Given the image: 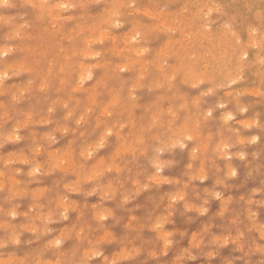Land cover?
Returning a JSON list of instances; mask_svg holds the SVG:
<instances>
[{"label":"rangeland","instance_id":"374dc122","mask_svg":"<svg viewBox=\"0 0 264 264\" xmlns=\"http://www.w3.org/2000/svg\"><path fill=\"white\" fill-rule=\"evenodd\" d=\"M121 1L65 71L56 25L0 5V264H264V0Z\"/></svg>","mask_w":264,"mask_h":264},{"label":"bare ground","instance_id":"6f19581e","mask_svg":"<svg viewBox=\"0 0 264 264\" xmlns=\"http://www.w3.org/2000/svg\"><path fill=\"white\" fill-rule=\"evenodd\" d=\"M10 1V0H9ZM91 1V0H90ZM103 1V0H102ZM111 1V0H110ZM125 1V0H124ZM130 1V0H129ZM129 1L127 0V3L129 4ZM132 1V0H131ZM134 1V0H133ZM189 1V0H188ZM193 1V0H192ZM214 0H210V3L213 5L214 4V2H213ZM216 1V0H215ZM223 1V0H222ZM225 1V0H224ZM234 1V0H233ZM243 1V0H242ZM241 1V2H242ZM246 1V0H245ZM244 1V2H245ZM256 1V3L258 2L257 0H253V2H255ZM24 2L25 3H27L29 6H31L32 8H35V9H37L38 11H39V16H41V17H45V18H47V19H49V23L51 24H54V25H56V27L54 28L53 26H51L50 25V27H49V30H51L52 32H54V33H56V34H58L60 37H61V43H62V38L63 37H65V38H67L68 40H69V44L66 46V48L65 49H63V46L60 44V49H59V52H58V58H59V56H61V58H63V63L62 64H60L59 65V69H61V71H65L64 69H66V67H67V64H68V62H69V60L71 61V56H70V54L69 53H72V54H76V53H80V51L79 52H77V50L75 49V47H73L72 46V43H73V41L75 40L76 42H77V40H79V42L81 43V45L83 46V51H85V52H88V43H90L91 41H93V37H96L97 38V40L99 39V40H101L102 39V37L105 35V33H103V31H104V26L105 27H108L111 23H112V21H114V19H116L117 21H116V23L118 22V18H117V15L118 14H120L121 12H122V7H124V5H123V3L124 2H122L121 0H113V2L111 3L112 5H110L109 6V8L111 7V9H110V11L106 14H104V15H102V16H100L101 18H99V17H96V16H94L93 14H92V12H90V13H85V14H83V15H80V16H73V15H70V16H68V17H64V15L62 14V10H63V8L62 7H70V6H74V5H76V6H79L81 3H82V0H24ZM96 2H97V0H96ZM105 4H106V0H104L103 1ZM135 2V1H134ZM213 2V3H212ZM217 2H218V0H217ZM216 2V3H217ZM227 2H229L228 0L227 1H225L224 2V4L225 3H227ZM236 2V1H235ZM239 2V1H238ZM244 2H242V4H245V3H247V1L244 3ZM131 3V2H130ZM150 3V2H149ZM192 3V2H191ZM208 3V2H207ZM210 3H208V4H210ZM240 3V2H239ZM192 4H194V3H192ZM210 4V5H211ZM221 4V3H220ZM229 4H230V2H229ZM261 5H263L262 3H260ZM107 5V4H106ZM187 6H188V4H186ZM219 5V4H218ZM233 5V4H232ZM232 5H228V3L227 4H225V7H231ZM239 5V4H238ZM238 5H236V6H234L235 8L237 7V8H240V7H242V6H238ZM240 5H241V3H240ZM258 5V3L255 5V6H257ZM129 6V5H128ZM128 6H125V9H126V7H128ZM207 6V5H206ZM217 6V5H216ZM247 6V5H246ZM248 6H250V4L248 5ZM252 6H254L253 4H252ZM260 6V5H259ZM102 7V6H101ZM106 7V6H105ZM193 7V9H194V6H192ZM205 7V6H204ZM210 7V10L212 11V9L213 10H216L214 7L211 9V6H209ZM209 7L208 8H205V9H208L209 10ZM221 7H222V5H221ZM141 8H143V7H141ZM164 8V7H163ZM184 8V7H183ZM223 8V7H222ZM221 8V10L222 11H224L223 9ZM252 8V7H251ZM134 9V8H133ZM228 8H226V10H227ZM231 9V8H230ZM243 9V7L241 8V10ZM248 10L250 9V8H247ZM254 8H252V10H253ZM102 10V9H101ZM99 11V12H102V11ZM138 10H139V7H138ZM146 10H147V8H146ZM163 10V9H162ZM183 11H184V9H182ZM197 10V9H196ZM225 10V11H226ZM233 10H235V9H233ZM245 10V9H244ZM247 10V11H248ZM123 11H125V10H123ZM133 11H136V10H133ZM140 11V10H139ZM138 11V12H139ZM142 11H143V13H144V10L142 9ZM141 11V12H142ZM149 11H151V9L149 10ZM157 11V10H156ZM179 11V10H178ZM182 11V12H183ZM250 11V10H249ZM255 11V9L253 10V12ZM258 11V10H257ZM93 12H95V11H93ZM230 12V11H229ZM229 12L228 11H226V13H228L229 14ZM235 13H236V10L234 11ZM252 12V11H251ZM259 12V11H258ZM97 13V12H96ZM132 13V12H131ZM147 13V12H146ZM145 13V14H146ZM190 13V12H189ZM235 13H232L233 15L235 14ZM248 13V12H247ZM246 12L244 13V14H246V16L248 15ZM262 13H264V12H262ZM98 14V13H97ZM144 14V15H145ZM148 14H150V13H148ZM153 14V13H152ZM155 14V13H154ZM186 14V13H185ZM261 14V13H260ZM1 15V14H0ZM175 15V14H174ZM233 15H232V19L234 18L233 17ZM4 16V15H3ZM155 16V15H154ZM227 16V15H226ZM231 15H229V17H230ZM238 16H240V14L239 15H237V17L236 18H238ZM245 16V15H244ZM147 17H148V15H147ZM228 18V17H227ZM159 19V18H158ZM232 19H229L230 21L232 20ZM8 20V19H7ZM6 20V21H7ZM9 21V20H8ZM150 21H153V20H150ZM64 22H66V23H68V22H71L73 25V27H70V28H68V27H66V25H65V23ZM115 22V21H114ZM163 22V21H162ZM207 22H209V21H207ZM233 22V21H232ZM135 22H133V24H134ZM135 25H137L138 26V28H140V26H139V22H137V24L135 23ZM179 25V24H178ZM177 25V26H178ZM181 25V24H180ZM133 26V25H132ZM175 26V25H174ZM224 26H225V24H224ZM227 26V25H226ZM130 27V26H129ZM129 27H127L126 28V30L129 28ZM179 27H181V26H179ZM131 28V27H130ZM153 28V27H152ZM76 29L78 30V33H76ZM182 29V28H181ZM199 29V28H198ZM211 29V28H210ZM109 29H107V31H108ZM111 30V29H110ZM159 30V29H158ZM252 30V29H251ZM106 31V30H105ZM119 31V30H118ZM124 31V30H123ZM122 31V32H123ZM136 31H139L138 29H136ZM135 31V33H138V32H136ZM174 31V30H173ZM110 32V31H109ZM112 32V31H111ZM125 32V31H124ZM219 32V31H218ZM76 33V34H75ZM113 33V32H112ZM184 33V32H183ZM86 34H88L87 36H86ZM110 34V33H109ZM133 34H134V32H133ZM132 34V35H133ZM185 34V33H184ZM121 35V34H120ZM218 35V34H217ZM106 36V35H105ZM127 36H129L130 37V35L129 34H127ZM126 36V37H127ZM182 36V35H181ZM107 37H108V35H107ZM112 37V36H111ZM122 37H124L123 35H122ZM122 37H121V39H122ZM125 37V38H126ZM128 37V38H129ZM132 37V36H131ZM134 37L136 38V34H134L133 35V38L132 39H134ZM104 38H106V37H104ZM125 38L123 39V40H125ZM128 38H126V39H128ZM138 38V37H137ZM170 38V37H169ZM239 38V37H238ZM112 39H114V38H112ZM115 39L116 40H118L119 39V36L117 35L116 37H115ZM131 39V40H132ZM254 39V38H253ZM98 40V41H99ZM130 40V39H129ZM129 40H127V41H129ZM136 40V39H135ZM239 39H237V41H238ZM249 40V39H248ZM255 40L257 41V39H256V37H255ZM115 41V40H114ZM168 42H166L168 45L172 42V38H171V40H167ZM171 41V42H170ZM184 41V40H183ZM125 42V41H124ZM180 42V41H179ZM216 42V41H215ZM260 42V41H259ZM68 43V42H67ZM127 43V42H126ZM172 43H176V42H172ZM256 43V42H255ZM125 44V43H124ZM129 44V43H128ZM130 44H131V41H130ZM130 44H129V46H130ZM132 44H136V43H132ZM166 44V45H167ZM246 44H248L247 42H246ZM11 45V44H10ZM167 45V46H168ZM172 45V44H171ZM170 45V46H171ZM254 45V44H253ZM9 46V45H8ZM81 46V47H82ZM128 46V47H129ZM132 46V45H131ZM175 46V45H174ZM256 46V45H255ZM254 46V47H255ZM141 47V46H140ZM149 47V46H148ZM187 47H189V46H187ZM2 48V47H1ZM7 47H5V49L4 50H1L0 52H1V54L2 53H5V52H7L8 51V49H6ZM68 48L70 49H73V51H69L68 50ZM106 48V47H105ZM135 48V47H134ZM167 48V47H166ZM174 48V47H173ZM115 49H117V48H114V50ZM172 49V46L170 47V51H174L173 49ZM125 50H127V48L125 49ZM131 50V49H130ZM148 50V49H147ZM190 50V49H189ZM128 51H129V49H128ZM126 52L127 54L128 53H130V54H132L133 52L134 53H136V55L137 54H139V55H142V51L140 50V49H138V48H135L134 50H132V53L129 51V52ZM145 51V50H144ZM162 51V50H161ZM169 51V47H168V52H170ZM188 51V50H187ZM209 51V50H208ZM207 52V51H206ZM243 52V51H242ZM99 54L100 52H96L95 54ZM125 53V52H124ZM125 53V54H126ZM145 53V52H144ZM175 53V52H174ZM173 53V54H174ZM177 53H179V54H182L181 52H177ZM84 54V53H83ZM83 54H81V55H83ZM85 54H88V53H85ZM126 54V55H127ZM163 54H165L164 53V51H163ZM206 54H208V53H206ZM242 54V53H241ZM56 55H55V58H56ZM166 55V54H165ZM194 55V54H193ZM244 55V54H243ZM1 56V55H0ZM84 56V55H83ZM87 56V55H86ZM179 56V55H178ZM180 56H183V54L182 55H180ZM179 56V57H180ZM136 57V56H135ZM134 57V58H135ZM140 57V56H139ZM215 57V56H214ZM148 58V57H147ZM151 58H153V57H151ZM158 58V57H157ZM182 58V57H181ZM262 58V57H261ZM138 59V58H137ZM149 59V58H148ZM241 59V58H240ZM263 59V58H262ZM56 60V59H55ZM145 60V59H144ZM153 60V59H152ZM223 60V59H222ZM92 61V60H91ZM139 61H141V60H139ZM193 61V60H192ZM146 62V61H145ZM148 62V61H147ZM165 62V61H164ZM259 62V61H258ZM260 62H264L263 60H260ZM160 63V62H159ZM118 64H120V63H118ZM138 64V63H137ZM149 64L151 65L152 63H148V66L147 67H150L149 66ZM161 64V63H160ZM165 64V63H164ZM79 65H81V67H82V70H83V65L82 64H79ZM134 66H135V64H133ZM139 65V64H138ZM145 65V64H144ZM143 64H142V68L143 69H145L146 68V65L144 66ZM152 65H154V63L152 64ZM166 65V64H165ZM120 66V65H119ZM127 66V65H126ZM175 66V65H174ZM178 66V65H177ZM180 66V65H179ZM178 66V67H179ZM190 66V67H189ZM195 66V65H194ZM10 67H12V66H10ZM14 67V66H13ZM141 67V66H140ZM139 67V68H140ZM188 67H189V70H190V72H191V74H192V72H195V74H196V70L194 71L192 68V66L191 65H188ZM87 69H88V67H86ZM205 68V67H204ZM149 69V68H148ZM147 69V70H148ZM160 69V68H159ZM188 69V68H187ZM7 70V69H6ZM178 70V69H177ZM191 70H193V71H191ZM87 71H89V70H86V72ZM142 70L140 69V72H141ZM176 71V70H175ZM85 72V70L83 71V72H81V74L79 75V77L81 78V79H83L84 77V75L82 76V73H84ZM123 72V71H122ZM190 72L188 73L189 74V76H191V78H192V75L190 74ZM203 72V71H202ZM2 73H4V72H2ZM241 73V72H240ZM5 74V73H4ZM264 74V73H263ZM3 75V74H2ZM147 75V74H146ZM199 75V73L197 74V76ZM5 76V75H4ZM133 76V75H132ZM140 76V75H139ZM143 76V75H142ZM151 76V75H150ZM188 76V75H187ZM195 76V75H194ZM204 76V75H203ZM239 76H241V74L239 75ZM196 77V76H195ZM87 78V77H86ZM147 78V77H146ZM139 79H140V77H139ZM170 79H172V77L170 78ZM232 82V81H231ZM2 83V82H1ZM139 83V82H138ZM126 84V83H125ZM177 86V85H176ZM188 87V86H187ZM219 87V86H218ZM132 88V87H131ZM75 89V88H74ZM164 89V88H163ZM220 89V88H219ZM7 90V89H6ZM23 90V89H22ZM148 90V89H147ZM217 90V89H216ZM174 91V90H173ZM244 91V90H243ZM249 91V90H248ZM247 91V92H248ZM255 91H257V90H255ZM177 92V91H176ZM182 92V91H181ZM198 92V91H197ZM234 92V91H233ZM251 92V91H250ZM249 92V93H250ZM260 92V91H259ZM238 93V92H237ZM252 93L254 94V92H253V89H252ZM258 92H256V94H257ZM235 95V94H234ZM240 95V94H239ZM195 96V95H194ZM117 98V97H116ZM156 98V97H155ZM168 98V97H167ZM166 98V99H167ZM241 98V97H240ZM116 100V99H115ZM222 100V99H221ZM117 101V100H116ZM165 101V100H164ZM254 102V101H253ZM108 103V102H107ZM110 103V102H109ZM108 103V104H109ZM111 103H113V102H111ZM219 103V102H218ZM92 104V103H91ZM107 104V105H108ZM116 104V103H115ZM221 104V103H220ZM87 105V104H86ZM160 106V105H159ZM233 106V105H232ZM231 106V107H232ZM157 107V106H156ZM169 107V106H168ZM103 109H104V106H103ZM242 109H243V107H242ZM88 110V109H87ZM108 110V109H107ZM157 110V109H156ZM163 111V110H162ZM229 111V110H228ZM104 112H105V109H104ZM102 113V112H101ZM153 113V112H152ZM151 113V114H152ZM103 114V113H102ZM107 114H108V112H107ZM130 114V113H129ZM151 114H150V116H151ZM159 114V113H158ZM228 114V113H227ZM225 115V114H224ZM244 115V114H243ZM240 116V115H239ZM80 117H82V116H80ZM202 118V117H201ZM203 119V118H202ZM226 119V118H225ZM79 120H80V118H79ZM155 120V119H154ZM229 120V119H228ZM246 120H249V119H246ZM243 121V120H242ZM238 122V121H237ZM243 122H245V120L243 121ZM246 122H248V121H246ZM197 123V122H196ZM195 123V124H196ZM240 123V122H239ZM242 125V124H241ZM63 126V125H62ZM236 129V128H235ZM44 131V130H43ZM108 131V130H107ZM188 131V130H187ZM190 131V130H189ZM198 131V130H197ZM52 133V132H51ZM189 133V132H188ZM234 133V132H233ZM19 134V133H18ZM9 135V134H8ZM198 135V134H197ZM208 135V134H207ZM206 135V136H207ZM7 136V135H6ZM10 137V136H9ZM17 137H19V136H17ZM206 138V137H205ZM259 138V137H258ZM34 139V138H33ZM237 139H240V138H237ZM251 139V138H250ZM241 140V139H240ZM254 140H255V136H254ZM36 141V140H35ZM100 141V140H99ZM98 141V142H99ZM242 141V140H241ZM252 141V140H251ZM256 141V140H255ZM251 143V142H250ZM223 145H226V144H223ZM227 146V145H226ZM64 147V146H63ZM184 147V146H183ZM203 147V146H202ZM206 147V146H205ZM38 149V148H37ZM54 149V148H53ZM224 149V148H223ZM222 149V150H223ZM88 151H89V148L87 149ZM195 150V149H194ZM193 150V151H194ZM52 151V150H51ZM87 151V152H88ZM119 151V150H118ZM207 151V150H206ZM213 151V150H212ZM225 151V150H224ZM223 151V152H224ZM55 152V151H54ZM222 152V151H221ZM34 153V152H33ZM63 153H65V152H63ZM81 153V152H80ZM89 153V152H88ZM241 153V152H240ZM54 154L52 153V156H53ZM63 155V154H62ZM88 155V154H87ZM234 155V154H233ZM242 155V154H241ZM69 156V155H68ZM227 157V156H226ZM229 157H230V155H229ZM48 158V157H47ZM64 158V157H63ZM244 158V157H243ZM46 159V158H45ZM229 159V158H228ZM56 160V159H55ZM64 160H67V158L66 159H64ZM29 161V160H28ZM62 161V160H61ZM68 161V160H67ZM71 161V160H70ZM229 161V160H228ZM64 162V161H63ZM209 162H211V161H209ZM6 163V162H5ZM56 163V162H55ZM62 163V162H61ZM62 164H64V163H62ZM39 165V164H38ZM57 165V164H56ZM65 165V164H64ZM63 165V166H64ZM71 165V164H70ZM97 165V164H96ZM6 166V165H5ZM58 166V165H57ZM66 166V165H65ZM36 167L37 166H35L34 167V169H36ZM80 167V166H79ZM188 167V166H187ZM15 168V167H14ZM38 168V167H37ZM235 168V167H234ZM233 168V169H234ZM40 169H41V167H40ZM9 170H11L10 169V167H9ZM38 170V169H37ZM79 170H81V169H79ZM234 170H236V169H234ZM250 170H251V168H250ZM13 171V170H12ZM86 171V170H85ZM94 171V170H93ZM204 172V171H203ZM230 172V171H229ZM251 172V171H250ZM199 173V172H198ZM258 173V172H257ZM31 174V173H30ZM157 176V175H156ZM161 176V175H160ZM230 176H231V174H230ZM89 177V176H88ZM93 177V176H92ZM165 177V176H164ZM254 177V176H253ZM152 178H153V176H152ZM163 178V177H162ZM81 179V178H80ZM88 179V178H87ZM155 178H153V180H154ZM78 180H79V177H78ZM222 180V179H221ZM12 181V180H11ZM157 181H159V179L157 180ZM70 182V181H69ZM1 185H3V184H1ZM4 186V185H3ZM65 186V185H64ZM71 186V185H70ZM13 187V186H12ZM24 187V186H23ZM206 188V187H205ZM204 188V189H205ZM12 189V188H11ZM30 189V188H29ZM220 190V189H219ZM36 191V190H35ZM213 191V190H212ZM238 191V190H237ZM250 191V190H249ZM26 192V191H25ZM217 192V191H216ZM14 193H15V191H14ZM107 193V192H106ZM226 194V193H225ZM41 195V194H40ZM257 195V194H256ZM99 196H101V195H99ZM69 197V196H68ZM181 197V196H180ZM256 197V196H255ZM33 198V197H32ZM62 198V197H61ZM175 198V197H174ZM173 198V199H174ZM34 199V198H33ZM57 199V198H56ZM33 203V202H32ZM201 203V202H200ZM63 204H64V201H63ZM66 204V203H65ZM61 206H63V205H61ZM66 206V205H65ZM68 206V205H67ZM67 208V207H66ZM12 210V209H11ZM66 210V209H65ZM13 212V211H12ZM98 214V213H97ZM97 214H95V215H97ZM49 215V214H48ZM103 216V215H102ZM232 217V216H231ZM242 217V216H241ZM105 218V217H104ZM4 225V224H3ZM21 225V224H20ZM31 225V224H30ZM23 226V225H22ZM27 227V226H26ZM64 227V226H63ZM28 228V227H27ZM31 228V227H30ZM34 228V227H33ZM190 231V230H189ZM257 233V232H256ZM61 235V234H60ZM218 236V235H217ZM232 236V235H231ZM227 237V236H226ZM247 237V236H246ZM10 238V237H9ZM217 238V237H216ZM57 240V239H56ZM60 240V239H59ZM17 258V257H16ZM8 260V259H7ZM6 263V262H5ZM9 263H10V261H9ZM47 264H48V262H47Z\"/></svg>","mask_w":264,"mask_h":264},{"label":"snow or ice","instance_id":"6c2138e0","mask_svg":"<svg viewBox=\"0 0 264 264\" xmlns=\"http://www.w3.org/2000/svg\"><path fill=\"white\" fill-rule=\"evenodd\" d=\"M0 5H4V6H10L8 4V0H0ZM233 83H235V81H233ZM209 115H211V113H209ZM229 119H231V117H229ZM189 139H191V137H189ZM183 146V145H182ZM233 175H235V173H232ZM57 244H59V241H57ZM115 264V262H114Z\"/></svg>","mask_w":264,"mask_h":264}]
</instances>
